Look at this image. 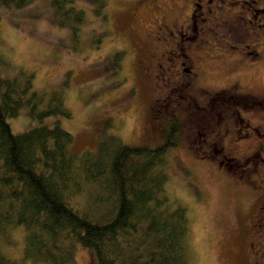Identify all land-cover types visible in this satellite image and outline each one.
I'll return each instance as SVG.
<instances>
[{
	"label": "rangeland",
	"instance_id": "rangeland-1",
	"mask_svg": "<svg viewBox=\"0 0 264 264\" xmlns=\"http://www.w3.org/2000/svg\"><path fill=\"white\" fill-rule=\"evenodd\" d=\"M97 1L103 5L99 6ZM138 1L144 3L141 12L136 10ZM74 3L83 9L85 16L76 35L54 17L51 0H33L22 8L0 6L3 72L32 73L33 87L46 95L53 89H63L71 116L61 118L60 122L73 135L72 148L77 152L94 150L109 134L128 144L161 143L164 133L158 129L170 125L173 117L181 123L182 117L171 111L151 113L153 104L163 105L157 94L160 88L149 82L143 66L138 64L133 40L141 36L142 49L153 47L147 31L159 14L155 5L167 7V0H74ZM119 50L120 56L114 57ZM219 64L227 66L222 61ZM165 68L163 76L168 77L172 71ZM240 70L238 76L246 78L250 85L258 88L264 83L258 79L264 78V65H245ZM211 76L218 80V85H224L228 78L220 70ZM224 107L221 102L218 110H222L225 119ZM21 109L18 115L7 118L13 133L23 132L37 122L29 116L27 107ZM255 113L249 112L246 117H261ZM195 119L199 123L196 127H200V117ZM238 121L235 116L232 123L236 126ZM211 122L215 123V116ZM177 140L166 150L165 188L170 200L187 210L190 264H244L233 225L238 201L246 197V192L218 179L203 161L197 164L179 134ZM0 230V264H42L22 257L21 227L3 226ZM73 250L74 264H95L90 249L74 244Z\"/></svg>",
	"mask_w": 264,
	"mask_h": 264
},
{
	"label": "trees",
	"instance_id": "trees-1",
	"mask_svg": "<svg viewBox=\"0 0 264 264\" xmlns=\"http://www.w3.org/2000/svg\"><path fill=\"white\" fill-rule=\"evenodd\" d=\"M51 5L59 24L76 35L83 9L74 0ZM3 64L0 54V228L23 229L22 257L74 264L73 246L80 244L95 264H190L187 210L165 188V154L178 141V118L158 129L161 143L128 144L109 134L94 150L77 152L60 122L71 116L63 89L46 95L33 87L32 73L7 75ZM23 107L37 122L13 133L7 118Z\"/></svg>",
	"mask_w": 264,
	"mask_h": 264
},
{
	"label": "flooded vegetation",
	"instance_id": "flooded-vegetation-1",
	"mask_svg": "<svg viewBox=\"0 0 264 264\" xmlns=\"http://www.w3.org/2000/svg\"><path fill=\"white\" fill-rule=\"evenodd\" d=\"M167 2V7L155 5L159 14L147 31L153 47L142 49L141 36L133 40L138 64L160 88L163 105L153 104L151 113L179 114L177 132L196 161L246 192L238 201L234 239L242 246L244 264H264V83L257 88L237 74L245 65H264V0ZM143 8L138 1L136 10ZM165 67L172 71L168 77ZM217 70L228 77L224 85L211 76ZM252 111L261 117L247 118Z\"/></svg>",
	"mask_w": 264,
	"mask_h": 264
},
{
	"label": "bare ground",
	"instance_id": "bare-ground-1",
	"mask_svg": "<svg viewBox=\"0 0 264 264\" xmlns=\"http://www.w3.org/2000/svg\"><path fill=\"white\" fill-rule=\"evenodd\" d=\"M197 162V161H196ZM199 162H197V164H198Z\"/></svg>",
	"mask_w": 264,
	"mask_h": 264
}]
</instances>
